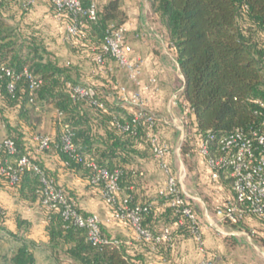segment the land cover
<instances>
[{
  "label": "trees",
  "instance_id": "obj_1",
  "mask_svg": "<svg viewBox=\"0 0 264 264\" xmlns=\"http://www.w3.org/2000/svg\"><path fill=\"white\" fill-rule=\"evenodd\" d=\"M81 1L83 5L87 4L85 0ZM145 1L165 28L170 50L183 76L178 100L184 119L181 156H198L206 163L198 150L208 133L214 135L209 141L214 156L219 138L234 129L243 132L257 129L264 135V125L254 114L255 102L264 101V0ZM24 2L0 0V124L4 130L0 141L8 138L15 148L12 155L5 148L0 149V167L11 165L17 177L10 184L8 177L0 174V190L28 208H38L46 234V242L40 250L54 263L144 264L136 246L158 251L171 245L174 238L170 242L154 244L135 239L128 244L112 237L101 226L105 241L93 246L88 242L84 228L63 219L61 204L50 209L41 206L45 187L41 177L60 189L63 198L86 216L89 214L78 207L75 189L59 175L79 174L85 187L101 193L102 184L91 182L93 170L87 163L92 160L109 172H119L118 196L129 198L128 208L148 206L141 212L143 228L155 235L161 228L173 224L177 229L189 232L188 221L169 205L167 197L156 193L157 205H162L160 211H156L157 205L152 204L151 199L142 201L144 172L141 161L155 159L149 134L154 132L160 136L161 122L156 120L152 127L142 121L133 122L135 108L123 104L119 86L113 89L108 86V90L114 91L115 98H107L96 84H87L80 79L77 66L71 60H61L36 32L24 31L21 23L37 3L25 9ZM48 2L55 18L53 5L50 0ZM126 17L120 0L97 4V19L88 22L80 35L68 41L73 50H87L91 54L86 59L92 69L97 68L94 76L97 79L101 78L100 70L106 69L112 59L107 56L100 68L93 61V55L100 52L105 30L123 25ZM57 21L64 28L67 18ZM24 69L41 81L36 89H29L24 76L14 80L6 75V70L17 75ZM10 82L14 84L12 91L8 89ZM78 84L93 87L91 99L96 105L90 98L74 95V86ZM47 109L54 111V131L47 134L49 147L38 150L33 137L44 134L39 126ZM65 126L72 133L74 150L70 153L61 145ZM23 155L37 165L39 172L16 167L15 161ZM48 159L52 160L49 164ZM219 181L233 196L231 179L221 173ZM2 218L0 211V224ZM180 219H183L181 224ZM26 223L28 226V222L17 217L18 229ZM11 235L17 237V233L11 232ZM22 240L15 247L11 264H36L35 251L39 245Z\"/></svg>",
  "mask_w": 264,
  "mask_h": 264
},
{
  "label": "crops",
  "instance_id": "obj_2",
  "mask_svg": "<svg viewBox=\"0 0 264 264\" xmlns=\"http://www.w3.org/2000/svg\"><path fill=\"white\" fill-rule=\"evenodd\" d=\"M95 1L98 5H102L107 0ZM120 4L127 16L123 23L126 28V41L131 46L133 54L142 59L140 69L142 83H148L151 78H155L157 82L156 89L143 91V98L147 111L161 122L160 138L170 146L171 151L167 156V161L172 165L173 158L181 160L180 145L184 136L183 113L178 102L183 76L170 50L167 32L153 14L149 4L145 0H120ZM35 12L38 16L42 14L45 19L52 22L47 40L53 37L58 43L60 42L59 35L61 39H65L63 36L65 30L53 17L48 0H38L35 4ZM70 53H72L71 61L77 66L80 79L87 84H96L98 90L107 98H115L114 91L108 90V86L113 89L116 85H124L128 93L132 91L133 86L127 80L125 72L113 60L108 61L106 69L100 70L101 78L97 79L94 76L98 70L90 67L86 56H91V54L87 50H71ZM123 104L130 105L128 102H123ZM178 139L179 144H177ZM49 162L52 160L48 159L47 164ZM201 162L202 164L199 163L198 166L199 171L195 172L194 177L190 176V179H194V185L186 179L185 169L175 170V175L179 179L183 193L197 214L206 254L212 259L213 264H264V222L253 216H247L237 225L220 221L215 209L209 208V203L220 201L217 194L223 191L225 186L218 182V186L213 187L212 190L204 187L203 185L211 178L206 163L204 160ZM141 170L144 172L142 201L151 199V203L157 205L156 193L165 183L164 172L154 158L141 161ZM59 176L75 189L78 207L87 214H96L106 233L128 244L136 239L130 224L113 218L110 206L102 200L100 193L92 187H85L79 174ZM197 186H199L198 189L201 188L199 192L194 191ZM2 192L6 196L0 195V206L5 210V218L3 217L5 227L0 229V264H4L6 257H8L7 263H11L15 247L23 241L22 238L38 244V249H42V244L46 242L44 222L38 208H28L9 193ZM2 197H8V202ZM161 208L162 205L158 204L156 211H160ZM17 217L29 223L27 232L24 234H22V229L17 228ZM160 221L158 220L159 223ZM169 228L174 238L171 245L163 246L153 252L136 246L135 250L142 254L144 264H198L203 254L194 237L183 229H177L173 224L169 225ZM5 231H10V234L11 232L17 233L19 236L15 237V245L13 244L10 248H1L2 239L12 238L5 237ZM227 239H231L229 244H227ZM245 240L247 244L241 245L240 243ZM233 242L235 243L232 244ZM42 254L47 257L49 264H54L47 253Z\"/></svg>",
  "mask_w": 264,
  "mask_h": 264
},
{
  "label": "built area",
  "instance_id": "obj_3",
  "mask_svg": "<svg viewBox=\"0 0 264 264\" xmlns=\"http://www.w3.org/2000/svg\"><path fill=\"white\" fill-rule=\"evenodd\" d=\"M83 5L81 0H50L57 20L67 18L65 23V39L73 40L81 34L82 28L90 21L97 19V4L95 0H85ZM37 0H25L23 7L33 5ZM110 57L114 63L125 72L127 80L132 84L133 89L128 93L127 87L120 85L118 93L123 102H128L135 108L133 122L140 121L146 123L149 127L155 124L156 118L147 111L143 91L156 89V79L151 78L148 83L143 84L140 77L142 59L133 54L131 46L126 41V28L121 25L110 27L105 30L104 41L100 47V52L93 55V61L97 67L102 68L106 57ZM6 75L18 80L22 76L26 77L28 87L34 90L41 83L39 79L32 76L26 69L15 75L6 70ZM8 89H14L13 82L8 84ZM94 89L91 85L74 86V95L81 98H90L93 96ZM32 99H30L31 101ZM91 103L96 105L91 99ZM257 109L254 114L260 118L264 125V101H256ZM184 121V120H183ZM149 139L153 148L154 157L159 168L164 172L165 183L159 189L161 196L168 198V203L180 216L188 221L189 232L194 237L200 252L203 254L198 264H213L212 259L206 254L201 234L200 222L194 208L189 204L187 196L180 187L179 179L175 175L169 163L167 156L170 154V146L162 140L157 133L149 134ZM214 135L207 134V139L201 143L199 154L206 159V166L210 172V178L213 181L220 180V174H226L232 181L233 196L226 199L222 204L215 207V213L220 221H227L230 224H240L247 216H254L264 220V135L257 129H250L243 132L234 129L219 138L218 147L213 151L217 155H212L210 151V140ZM38 150L49 147L50 138L47 134H37L33 137ZM62 149L65 152H73L72 133L65 126L61 136ZM5 148L8 154L15 152L13 142L8 138L0 141V149ZM17 168L26 167L35 172H39L36 164L25 155L15 161ZM87 166L93 170L91 182L93 184H102L100 196L111 208L112 217L117 220L126 221L133 228L135 237L138 240L160 243L172 241V232L169 227H163L153 235L149 230L141 226V212L146 211L148 206H136L128 208L129 198L118 196L120 189L118 185L119 172L117 170L109 172L106 168L98 167L94 161H89ZM0 174L8 177L10 184H13L16 177V170L9 164L6 168L0 167ZM45 187L41 199V206L45 208H54L57 204L62 205L61 215L65 221H70L79 228H84L87 233V240L93 246H98L105 241L101 233V221L96 214L83 216L73 204L63 198L60 189L54 187L41 177ZM183 219L179 220L181 224Z\"/></svg>",
  "mask_w": 264,
  "mask_h": 264
},
{
  "label": "rangeland",
  "instance_id": "obj_4",
  "mask_svg": "<svg viewBox=\"0 0 264 264\" xmlns=\"http://www.w3.org/2000/svg\"><path fill=\"white\" fill-rule=\"evenodd\" d=\"M26 18L23 19L22 23H21V27L24 31L30 32V31H34L36 32L42 39L45 40V43L47 45V48L49 50H51L56 56H59V58L63 61H67V60H71L72 53L71 50H73L72 46L69 44V42L66 39H61L60 35L58 36V38L60 39V42L57 43V41L53 38L50 40V38H48V40L46 39V37H48V34L51 30H49V27H51V21H48L47 19H45L43 17V15H39L35 12V5L31 8L30 11L27 12ZM27 24H26V21ZM65 37V35H63ZM74 51V50H73ZM67 56V57H65ZM54 111L52 109H47V111H45L44 115H43V120L41 122V125L39 126V130L40 132L44 133V134H50L54 131ZM4 136V130L2 125L0 124V139ZM180 141L179 139L177 140V144H179ZM203 161L200 157L198 156H194V155H188L185 158H183V156H181V160L179 161L177 158H173V163L172 165H170V167L172 168L173 172L176 173L175 170L180 169H185V171H187V180H190L191 184L194 185V179H190V176H195V172L197 173L198 170V166L199 163L202 164ZM197 176V174H196ZM185 179V181H186ZM189 182V181H188ZM218 182H220V184L223 186L221 181H213L212 179L207 180L206 184H204L203 186L206 188H209L210 190H212L213 187L218 186ZM199 186L196 187V189H194L195 192H199L200 189H198ZM6 192V191H5ZM2 194V196H6L5 193L2 192V190H0V195ZM202 194V192H201ZM215 195V194H214ZM232 196L231 191L228 190L227 188H224L223 191L219 192V194H217L218 199L220 200L218 203L213 202V203H209V208H214L217 205H220L222 202H224V199H228ZM3 198V197H2ZM3 200H7L8 202V197L3 198ZM0 211L3 214V217L5 218V210L3 207L0 206ZM4 218H2V222L0 224V229H3L4 226ZM20 218V217H19ZM24 221L27 222V220L22 219ZM22 227V234L27 232V223L26 224H21ZM5 237L9 236L12 238H6V239H2L1 242V248H10L13 246V244L15 245V236L10 234V231H5ZM21 234V235H22ZM19 236H17L16 238H18ZM227 244H229L231 242V239H227ZM235 242H233L232 244H234ZM241 245H246L247 242L242 241L240 243ZM42 250V249H41ZM40 249H38L37 251H35V257H36V264H49L47 257L43 256L42 252ZM3 252V251H1ZM5 252V251H4ZM8 257H6V259L4 260V264H11V263H7ZM56 264V263H54Z\"/></svg>",
  "mask_w": 264,
  "mask_h": 264
}]
</instances>
